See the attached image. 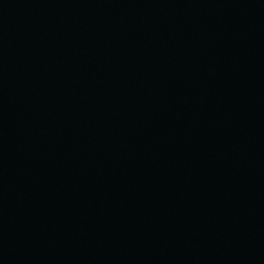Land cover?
Returning a JSON list of instances; mask_svg holds the SVG:
<instances>
[{"label":"water","instance_id":"95a60500","mask_svg":"<svg viewBox=\"0 0 264 264\" xmlns=\"http://www.w3.org/2000/svg\"><path fill=\"white\" fill-rule=\"evenodd\" d=\"M74 0H0V264H37L48 150Z\"/></svg>","mask_w":264,"mask_h":264}]
</instances>
